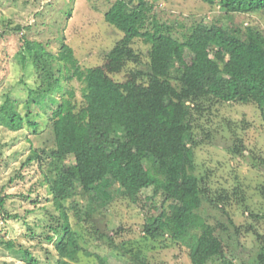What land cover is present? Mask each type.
Instances as JSON below:
<instances>
[{
    "label": "trees",
    "instance_id": "1",
    "mask_svg": "<svg viewBox=\"0 0 264 264\" xmlns=\"http://www.w3.org/2000/svg\"><path fill=\"white\" fill-rule=\"evenodd\" d=\"M160 1L166 0H115L103 16L124 42L139 38L150 45L151 72L144 84L115 81L108 63L81 70L63 37L57 53L28 40L18 51L23 66L26 61L34 66L38 85L28 89L23 114L18 102L7 98L0 107V123L11 131L26 125L37 134L34 106L50 111L53 145L32 148L24 165H38L41 185L59 211L61 223L52 228L56 239L47 237L58 256L55 264L75 262L79 253L93 255L81 246L70 216L84 222L112 201L146 189L162 197L153 221L143 227L147 238L167 236L182 243L191 264H231L220 233L226 228L207 223L198 213L208 199L204 179L194 173L193 122L203 103L212 100L252 104L261 110L264 122V28L232 23L237 14L264 13V0H201L219 13L193 27L183 40L155 18L150 29H142L146 14ZM118 55L117 48L111 52ZM73 80L85 87L81 105L61 84ZM232 150L242 153L238 144ZM6 199L0 192V213L16 219L5 210ZM226 201L228 196L220 195L216 203L209 202L219 208L218 202ZM246 231L261 244L251 264H264V237L251 226ZM0 246L26 264H38L26 248L16 249L2 237ZM94 256L100 264L120 263L124 257L112 255L110 262Z\"/></svg>",
    "mask_w": 264,
    "mask_h": 264
},
{
    "label": "rangeland",
    "instance_id": "2",
    "mask_svg": "<svg viewBox=\"0 0 264 264\" xmlns=\"http://www.w3.org/2000/svg\"><path fill=\"white\" fill-rule=\"evenodd\" d=\"M114 1L0 0V107L10 98L18 102V110L23 114L28 89L38 85L31 62L26 61L24 66L19 62L18 51L24 40L41 43L47 51L57 53L63 37L81 70L108 63L109 74L115 81L146 83L151 72L150 45L139 38L124 42L122 33L105 22L104 13ZM218 13L217 7L201 0L160 1L154 12L146 14L142 29H150L155 18L159 25L170 28L174 38L183 40L193 27L209 22ZM232 23L264 28V13L237 14ZM116 48L119 55L111 56ZM122 52L128 53V57L120 55ZM61 84L64 90L74 92L78 105L83 103L85 87L81 82ZM202 107L193 122V163L195 175L205 181L208 201L203 202L198 213L207 223L226 228L220 233L229 247L227 258L231 264H251L261 244L246 227L251 226L264 237L261 110L252 104L214 100L204 102ZM34 109L39 115L35 117L37 134L26 125L11 131L0 123V192L7 195L5 210L18 216L6 219L0 213V237L11 241L16 249H28L38 264H55L58 256L47 237L56 239L52 228L61 223L59 211L41 185L38 165H24L32 148L48 149L53 145L47 123L50 111L37 106ZM236 144L242 153L234 154ZM220 195L228 196V201L224 205L218 202L219 208H215L209 201L216 203ZM161 200L153 189H146L112 201L84 222L70 216L81 246L93 255L79 253L75 262L67 264H100L94 255L110 260L116 254L124 255L116 264H191L189 249L182 243L167 236L152 240L144 235L143 227L153 221L154 207ZM78 202L82 204L81 200ZM235 228L240 231L235 233ZM0 264L26 263L0 246Z\"/></svg>",
    "mask_w": 264,
    "mask_h": 264
}]
</instances>
